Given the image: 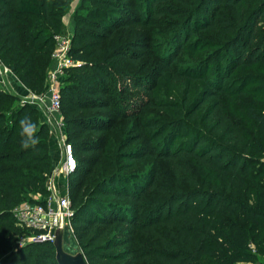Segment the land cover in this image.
<instances>
[{"label": "trees", "instance_id": "16d2710c", "mask_svg": "<svg viewBox=\"0 0 264 264\" xmlns=\"http://www.w3.org/2000/svg\"><path fill=\"white\" fill-rule=\"evenodd\" d=\"M138 1L89 0L86 11L74 16L68 48L74 64L64 68L69 74L60 88L66 131L75 125L97 136L119 120L139 116L145 108L167 106L153 101L149 87L153 73L136 78L126 70L112 69L115 58L137 66L149 55V43L134 41L109 53L103 50L119 30L130 24L146 26L152 17L165 13L175 17L179 13L162 4L168 0ZM176 2L180 7L192 5L189 13L196 11L175 26L171 35L175 53L168 60L162 57L157 72L172 68L188 45L184 41L188 42L196 30L221 29L225 38L220 41L216 63L217 74L222 68L221 81L215 84L201 72L176 70L178 79L183 75L208 85L191 114L174 111L177 127L173 131L179 134L176 145L151 141L143 124L158 125L154 120L138 125L137 139L142 140V148L130 150L126 159L136 164L146 157L165 162L173 183L163 182L162 173L154 169L140 186L128 183L131 176L117 169L84 197L86 179L100 160L87 159L88 166L82 169L84 173L70 200L74 236L88 264H240L264 254V158H260L264 156V107L257 113V107L249 102L245 111L256 125L258 142L263 144L260 148L247 139L240 120L223 111L220 100L225 95L224 82L235 72L253 66L264 68V0ZM67 3L0 0V61L32 93H40L46 86L54 35L65 32L61 16ZM133 10H143L147 15L130 18ZM114 74L117 83L110 79ZM249 76L240 77L243 84L252 79ZM258 78L264 84V77ZM128 92L133 93L125 95ZM237 93L244 92L240 89ZM209 98H215L207 113L214 121L210 136L187 125ZM127 104L129 109L125 108ZM22 120L35 125L34 145L22 146ZM48 139L49 129L38 109L20 103L17 95L0 87V249L11 244L6 238L16 232L11 223L18 224L14 210L21 200L30 201L35 193H49L45 182L53 167ZM97 140L90 144L94 156L104 148ZM75 144L74 152L84 146L82 141ZM79 168L77 161L68 177ZM70 186L68 182V190ZM12 251L0 264H57L52 243L28 242Z\"/></svg>", "mask_w": 264, "mask_h": 264}, {"label": "rangeland", "instance_id": "374dc122", "mask_svg": "<svg viewBox=\"0 0 264 264\" xmlns=\"http://www.w3.org/2000/svg\"><path fill=\"white\" fill-rule=\"evenodd\" d=\"M141 1L142 0H139L138 2L140 3ZM67 2L68 3L64 8L65 11L61 16V23L65 28V32H60L54 35L60 39H54L55 47L56 44L58 45V43H60L62 40H66L67 45L71 46L69 28H73L74 26V16L84 13L90 6L89 0H67ZM162 4L169 5L179 13L175 17L168 13L161 14L157 17H152L146 26L140 25V23L130 24L125 29L119 30L116 33L114 39L104 46L103 50L105 53H109L115 47L131 44L134 41H143L145 43H149V55L140 60L137 66H133L132 63L125 61L120 63L118 60L119 58H115L114 61L116 62H112V69L119 68L126 70L129 74L134 75L136 78H138L139 75L143 77L144 74L147 76L149 73H153L154 79L149 82V87L152 90V98L154 99L153 101L161 102L167 106L161 109L155 107L145 108L140 112L139 116L130 119L119 120L113 124L110 129H107L103 132L101 131L97 134V136H93L88 132H82L81 128L75 125L67 127L68 131H66V113L63 111L62 106H60V109L57 113H49L48 89L50 85L48 78L46 80V86L44 87V90L40 93H35V98H31L29 100V98L27 99L24 95H18L20 103L24 102L35 106L39 111V117L43 121L45 118L48 120L46 123L49 129V148L52 150L54 147L50 143L52 142L51 138L53 137L55 138L57 148L59 149V153L56 151L54 154L51 153L52 167L53 164L58 161L56 167L61 169L60 167L63 161L62 143L64 141L72 145L73 152L76 148L75 142L82 141L84 143L83 147H79V151L73 153L80 166L79 170H77V173L71 177H68L69 174L63 173L64 181L61 186L64 187V192L59 194L60 185L58 187V185L56 184L55 186L54 183H52L53 186L51 187V190L48 191V188L50 187L48 186V181L51 180V182H53V178L56 175V172L50 170L45 182L46 190L49 193L47 196H44L40 193L32 194L30 199L34 200V202H41L49 197L50 194H52L51 197L57 199L64 195L69 196L71 199L75 193V187L77 184H79L81 175L84 173L82 169L88 166L86 161L89 158L98 157L100 160L86 179L87 184L82 189V194L84 197L91 191V189H93V187H95L96 184L102 181L103 178L110 176L117 169L124 172V174L131 176L132 179H130L128 183L136 182L140 186H144L145 182L148 181L149 175L155 172L154 169H157L162 173L163 182L173 183L171 177L172 172L169 170L165 162H155L152 158L146 157L140 160L137 164L131 163L126 159V153L132 149L138 151L139 148H142V140L137 139L139 133L138 125L144 123V121L147 119L154 120L158 124L153 127L148 126L147 123L143 124L145 132L150 133V138L153 143L159 140L164 144L168 143L169 145H176V143L179 141V134L177 131H173V129L177 127L174 126L176 124L174 122V111H176V113L180 111L182 113L188 112L191 114L194 108L193 105H195V101L203 96L204 91L208 88L206 81H192L191 79H186V77L183 75V79H178L179 76L176 73V70H185L194 73L201 72L205 79L209 81L211 80L215 84L219 83L222 78V68L217 74V53L221 50L219 48L220 41L225 38V36H223L221 29L196 30L188 42L184 41L185 43H188V45L190 44L189 49H187L188 45L186 44V50L184 47V50L178 54V59L173 64L172 68H169L162 73L157 72V67L162 57H165V59L168 60V58H170L175 53L176 46L174 45L173 38H171L175 26L180 24L179 21L181 22V20L185 19L187 16L194 15V12L196 11L195 9L193 14L189 13L188 11L191 10L192 5L180 7L176 0H168ZM133 12V14H130V18L137 17V15L139 16L143 13V10H139V12H135L133 10ZM228 13L231 14L230 12ZM144 15L147 14H142L140 19H142ZM239 71V73L235 72L234 75L224 82L223 88L225 89V95L221 96L222 98L220 99L222 108L223 111L240 120L245 129L247 139L250 142H254L255 145H259L261 148L263 147V144L258 142L256 125L246 117L245 111L249 108V105H251L249 102H252V105L257 107V113L262 112V108L264 107V98L262 96L264 94V84H261V79L258 77H264V68L253 66L247 69H241ZM67 74L69 73L64 70L62 71L59 79L60 85L63 83V80ZM242 75H250L249 77L252 79L244 81L243 84V79L240 78ZM110 79L113 83L119 82L118 77L115 74L112 75ZM259 86L260 89H258ZM240 89L244 92L242 93L243 95L237 93V91ZM255 89L258 90V92H252ZM131 93L128 92L125 95H132ZM249 93H252L253 95H249ZM117 94L120 95L119 92H117ZM214 100L215 98H209L202 107L198 108L196 115H191L187 125L191 126V129H194L192 131L200 132L203 135L211 134L210 126L212 123H214V121L209 118L207 113H210L212 106L211 104L214 102ZM117 103L118 102H116V104ZM125 108L129 109L130 105H125ZM211 114H213L212 111ZM71 119L72 118L70 116L69 121H72ZM58 122L61 123L59 126ZM157 131L159 134L162 133L161 137L158 139L156 137L159 134L157 136L153 135ZM92 140L101 141L104 144V148L100 150L99 154H95V156L90 145ZM260 158H264V156H260ZM60 172L61 170L58 171L56 175V177H58L57 181L59 182H61L60 177L62 173ZM68 182H71L70 190H68ZM28 201L29 200L27 199L21 200V202L18 204V207ZM11 225L12 229H14L16 232L13 236H8V238H6L7 241L11 242V244L2 246L3 248L0 249V261L9 257L10 252H13L12 250L14 248L26 245V243H28L33 236V233L30 231H25V229L18 224L11 223ZM70 228L74 236L72 224ZM74 238L76 240L75 236ZM250 248H253L252 244L250 245ZM204 264H212V262H204ZM240 264H264V254H258L257 259L254 261Z\"/></svg>", "mask_w": 264, "mask_h": 264}, {"label": "built area", "instance_id": "2783aa9c", "mask_svg": "<svg viewBox=\"0 0 264 264\" xmlns=\"http://www.w3.org/2000/svg\"><path fill=\"white\" fill-rule=\"evenodd\" d=\"M54 39L60 40L54 36ZM68 48L66 40H62L52 53V61L55 67L48 73L49 89H48V111L49 113H57L60 109V75L64 68L72 66L74 63L68 56ZM61 123L58 122V126ZM63 161L61 164V172L69 174L77 167V161L73 155V148L70 143L65 141L62 143ZM48 191L53 186L51 180L48 181ZM52 194L41 202L28 201L21 204L14 210V215L18 225L26 228L33 236L29 242L33 243H52L54 231L59 224L71 227L74 212L71 208V200L69 196H61L58 199L51 197ZM71 229V228H70Z\"/></svg>", "mask_w": 264, "mask_h": 264}, {"label": "water", "instance_id": "95a60500", "mask_svg": "<svg viewBox=\"0 0 264 264\" xmlns=\"http://www.w3.org/2000/svg\"><path fill=\"white\" fill-rule=\"evenodd\" d=\"M52 245L57 264H88L70 227L59 224L54 231Z\"/></svg>", "mask_w": 264, "mask_h": 264}, {"label": "crops", "instance_id": "0c3cea01", "mask_svg": "<svg viewBox=\"0 0 264 264\" xmlns=\"http://www.w3.org/2000/svg\"><path fill=\"white\" fill-rule=\"evenodd\" d=\"M70 32V36H72L73 34V28H69ZM55 67V63L52 61V64L50 65L49 67V70L53 69ZM0 87L3 88V89H6V90H9L11 92H13L15 95H21V96H25L27 99L29 98V100L31 98H35L34 97V94L35 93H32L19 79V77L13 73H11L0 61ZM46 120V121H45ZM45 123L48 121L46 118L44 119ZM50 123V122H49ZM47 124V123H46ZM53 138V137H52ZM52 142H50L52 144V146H54L52 148V150H50L52 154L55 153V151L57 153H59V149L57 148V144L55 142V138H53ZM57 148V149H56ZM58 162V161H57ZM57 162H55L53 164V168H52V171L56 172V175L58 173V171H60L59 167L57 168ZM61 173V172H60ZM55 177L53 178V182L54 185L56 186V184L60 185L59 187V194H62L64 192V187L61 186V184H63V181H64V176H63V173H61V177H60V181H57V178L58 177ZM51 195V194H50ZM61 197V196H60Z\"/></svg>", "mask_w": 264, "mask_h": 264}, {"label": "clouds", "instance_id": "9594fccd", "mask_svg": "<svg viewBox=\"0 0 264 264\" xmlns=\"http://www.w3.org/2000/svg\"><path fill=\"white\" fill-rule=\"evenodd\" d=\"M35 132V125L28 121H21V134H22V146L28 147L29 145H34L36 141V137L33 135Z\"/></svg>", "mask_w": 264, "mask_h": 264}]
</instances>
